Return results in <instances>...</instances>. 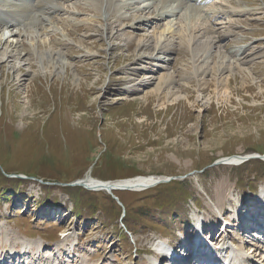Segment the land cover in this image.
Here are the masks:
<instances>
[{
  "label": "rangeland",
  "instance_id": "374dc122",
  "mask_svg": "<svg viewBox=\"0 0 264 264\" xmlns=\"http://www.w3.org/2000/svg\"><path fill=\"white\" fill-rule=\"evenodd\" d=\"M39 1L41 24L0 29L11 38L27 32L17 34V46L32 58L11 60L6 72L8 62H0V264H167L159 244H190L201 225L206 233L198 237L209 241L210 222H217L214 238L232 246L227 253L218 241L221 260L236 264V251L258 249L250 259L243 253L242 263L264 264V244L244 240L257 231L240 227L264 197V0H209L200 12L207 23L198 24V33L201 27L207 37L215 32L243 64L235 69L238 81L229 83L205 73V62L210 68L219 62L211 47L205 60L182 43L184 14L160 19V5L150 0L105 1L98 8L96 0ZM197 1L183 0L194 7ZM105 22L114 23V38L103 33ZM166 23L175 49L154 52ZM141 37L151 46L136 51ZM38 45L62 50L79 83L42 74ZM162 54L169 59L148 68ZM16 64L27 73L22 81L7 79ZM142 72L172 74L177 102L165 103L167 91L147 100L154 86L138 85ZM233 156L242 163L212 166ZM89 174L107 182L173 180L114 191L119 204L104 190L74 185Z\"/></svg>",
  "mask_w": 264,
  "mask_h": 264
},
{
  "label": "bare ground",
  "instance_id": "6f19581e",
  "mask_svg": "<svg viewBox=\"0 0 264 264\" xmlns=\"http://www.w3.org/2000/svg\"><path fill=\"white\" fill-rule=\"evenodd\" d=\"M38 1L39 0H37L36 3L33 4V0H14V1L0 0V29L5 30V29H8V28L15 26V25L20 27V25H23L26 20H34L35 22H38L41 24L40 16H36V12H35L36 11L35 9L38 8L40 5L39 4L40 1L39 2ZM46 1H48V0H45V2ZM49 1H51V0H49ZM56 1H58V0H56ZM96 1H97V4H95V5H97L96 7L98 8L100 5L102 6L103 3L105 4V1H106V4H110L112 0H96ZM137 1H139V0H137ZM145 1H149V0H145ZM150 1H152V5H156V4L160 5V8L158 9V11L161 10L159 12V16H158V18H160V19L166 18V16H169V15H171L173 17H177L180 14L181 15L184 14L182 18H185V21L187 23V29L184 30L185 32L183 31L184 32L183 37L186 39L182 43H185V42L187 43V48L191 52L193 57L199 58L201 56V58H205V60L206 59L209 60L210 53H211L210 47H211V50L216 53V56L219 58V60H218L219 62H215L216 66H211V68H210L211 62L210 61L205 62L203 64L205 66L204 67L205 73H212V74L214 73V75L216 74V76L218 77V82L220 81V83H223V82L229 83L230 81H233V80H235L236 82L238 81L239 78H237V76H234L235 69L243 67L242 66L243 64L239 61L240 59H239L238 53H236V52H231V54L224 53L222 51L221 46H219V44H218L219 39L215 37V34H216L215 32L210 31V33H208V31H207V33L210 35L209 37H207L206 32L203 31L205 29L202 30V27H201L200 32L198 33V31H199L198 27L205 26L204 24L207 23L202 18L200 12L204 11L205 8H208V6H209L208 0H198L196 3V7H194V4L188 5L187 3H184L183 0H150ZM49 5H51L52 8L55 9L54 4L52 5L49 3ZM149 5H151V3ZM112 7H114V6L112 5L111 8ZM161 7H162V9H161ZM171 7H173L172 10H171ZM40 8H41V5H40ZM42 9H39V10L41 11ZM51 10H53V9H51ZM244 10H245V8H244ZM58 11H60V10H58ZM179 11H183V12L178 13ZM233 12L235 13V11H233ZM95 13L97 15L99 14L96 11H95ZM176 13H178V14L176 15ZM41 14H44V11ZM45 14L47 15V13H45ZM151 16H152V14H151ZM215 19H216V17H215ZM34 21L30 22L27 25L29 27L33 26V24L35 23ZM116 22H117V24L119 22L121 23L122 19H119V21H115V24H116ZM232 22H234V21H232ZM101 24L102 23H100V26L104 27L103 33H105L107 35L106 37H108V39L114 38L115 37V34H114L115 30L113 29L114 23L111 22L110 24H108L107 22H105L102 25ZM198 24H200V26ZM214 24H215V22L213 23V25ZM118 25L120 26V24H118ZM166 25L167 26L161 32L162 33L161 36L155 38V42H154L153 46L151 47L154 50V52L161 50L162 53L164 52V53L169 54L171 52V49L164 50L167 46H171L172 48L175 49L174 43H176V41H175L176 39L172 38V40H171L170 38H168V36H166V33L170 31V27H169L170 24L166 23ZM42 26H44V25H42ZM44 27H46V26H44ZM37 30L38 29H35L33 32H30V33H32V34L37 33L38 34ZM48 30L49 29L46 28L44 30V32L47 33ZM109 32H110V34H109ZM171 32H172V30H171ZM174 32H175V30H174ZM9 33H5V31H3L1 33V31H0V62L1 61H2V63L4 61L6 63L8 62L6 64V66L2 67V69H4V72H6L5 70L8 68V66H10L9 64H10L11 60L15 61L18 64H21L23 62L24 63L25 62L30 63L32 61V58H26L28 56V54H30V51H27L26 54H23V51L17 46V44H19V40H17L18 36H21L23 33L27 34V32L20 31L19 33H17L18 36H17V34H15L16 36H13L12 38L8 36V35H10ZM169 34L170 33H168V35ZM174 35H175V33H174ZM117 37H119V36H117ZM8 39L10 40L11 43H8ZM147 39H145L143 37H141L139 39V41L136 44L137 45L136 51L141 50V48H150L151 41L147 42ZM128 40L131 41V39H129V38H128ZM41 45H38V47H37V52L35 53V56H36L35 59H37L39 64H40V71L42 72V74H45L46 76H57L60 79H62V78L65 79V81L70 77V79H72L74 84L79 83L77 76L72 75V74L71 75L73 77L70 76L71 66H70L69 62L64 57L65 53L63 54L62 50H56L55 48H51V46L49 48H47V47L43 48ZM114 48H115V45L112 46V49H114ZM105 50L107 51L108 49H105ZM241 51L242 50L240 49V52ZM90 52H91V50H90ZM167 54H165V55H167ZM165 55L162 54V56L158 59L159 63H153L152 62L151 65H154V66L148 67V68H152V70H156V68L161 67L162 66L161 64L169 59ZM138 57L139 58L136 59V61H140L141 59H143L140 56H138ZM198 61H199V59H198ZM21 66H17V64H16V65L9 67L7 79H9L10 76L12 75V77H14L15 80L22 81L21 80L22 77L24 75H27V73L24 72L23 67H21ZM48 67L51 70H47ZM28 69H30V68H28ZM135 70H136V68L133 71H135ZM140 71H149L150 72L151 70H146V68L143 67L142 69H140ZM142 73H143V76L138 81V85L139 86H142V85L145 86L147 84V85L154 86L153 89L149 93H146L147 100L150 97L155 98V100H159V97H162L163 96L162 94H164L165 91H167V92L162 97V98H164L165 103L169 99L170 100L173 99L171 101L174 103V102H177V100L180 98L179 96L175 97V95L177 93L175 91L174 80L172 78L173 77L172 74H163L160 77H155V75H153V74L151 75L149 73L148 74H144V72H142ZM3 83L5 84L6 81H4ZM125 83H129V80L125 79L124 84ZM27 88H28V92L31 91L33 93L32 86H31V89H30V86H28ZM126 88H127V90L133 89L132 86L130 87L128 85H126ZM225 160H227L225 165H230V166H232L234 164L238 165V164L242 163L241 162V160H242L241 156L240 157L239 156H233V157H231L229 159H225ZM161 178L162 177H155V176L142 177L141 176V177H136V178H132V179L125 180V181H120V182H107V181L96 180L93 178L92 174H89L83 180L85 181V183H87L86 186L88 188L89 187L90 188H92V187L97 188V187H107L109 183H112L113 185H117V186H124V187H133V186L135 187L137 185H149V184H152V183L158 181ZM96 190L99 191L98 189H96ZM104 191H106V190H104ZM129 191L139 192V191H144V190H129ZM106 192H108V191H106ZM108 193L110 195H114V191L112 193L111 192H108ZM262 201L264 202V197L262 198ZM243 220H244V218H241V221H243ZM243 224H244L243 222L240 223L241 228L243 227L242 226ZM209 225H211V227H212L211 231L215 229L214 223L210 222ZM247 229L248 228L246 227L245 230H247ZM256 229L264 232V224L258 225ZM214 234L212 236V240L215 239V241H217V242L219 241L220 244L223 243L224 244L223 246L225 247V243L228 240L222 239L220 241L219 237L217 239L214 238ZM215 241H213V242H215ZM157 248H158V252H160V254H163L165 249L169 248V246L159 244L157 246ZM257 251H258V249H256V251H255V249L247 250V252L251 253V257H255L257 255V253H256ZM243 253H245V251H242V250L236 251V254L239 255L240 257L243 256ZM236 264H238V263H236ZM241 264H243V263H241Z\"/></svg>",
  "mask_w": 264,
  "mask_h": 264
},
{
  "label": "water",
  "instance_id": "95a60500",
  "mask_svg": "<svg viewBox=\"0 0 264 264\" xmlns=\"http://www.w3.org/2000/svg\"><path fill=\"white\" fill-rule=\"evenodd\" d=\"M227 160H223V161H218L216 163H214L212 166H218V165H221V164H225ZM244 161V160H243ZM173 179L172 178H161L159 179L158 181L152 183V184H149V185H137V186H133V187H124V186H117V185H113L112 183H109L107 187H97V188H88L86 186L87 183H85L84 180L82 181H78L76 183H74V185L76 186H80V187H85V189H90L92 191H96V189L98 190H106L108 192H113V191H129V190H147V189H150V188H153L157 185H160V184H167L169 182H171ZM113 196V199L115 201H117L119 204H120V201L117 197H115L114 195Z\"/></svg>",
  "mask_w": 264,
  "mask_h": 264
},
{
  "label": "trees",
  "instance_id": "16d2710c",
  "mask_svg": "<svg viewBox=\"0 0 264 264\" xmlns=\"http://www.w3.org/2000/svg\"><path fill=\"white\" fill-rule=\"evenodd\" d=\"M175 215V214H174ZM169 216H173V215H169Z\"/></svg>",
  "mask_w": 264,
  "mask_h": 264
}]
</instances>
